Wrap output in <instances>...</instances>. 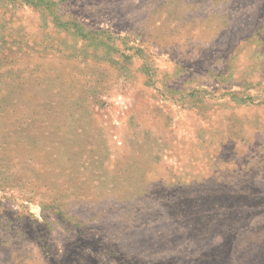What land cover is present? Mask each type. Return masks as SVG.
<instances>
[{
	"label": "rangeland",
	"instance_id": "obj_1",
	"mask_svg": "<svg viewBox=\"0 0 264 264\" xmlns=\"http://www.w3.org/2000/svg\"><path fill=\"white\" fill-rule=\"evenodd\" d=\"M0 264H264V0H0Z\"/></svg>",
	"mask_w": 264,
	"mask_h": 264
}]
</instances>
